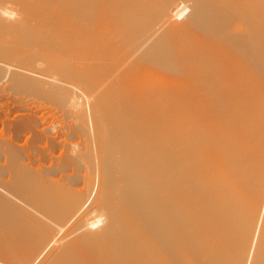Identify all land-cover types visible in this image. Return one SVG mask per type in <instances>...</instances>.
Here are the masks:
<instances>
[{"label": "bare ground", "instance_id": "bare-ground-1", "mask_svg": "<svg viewBox=\"0 0 264 264\" xmlns=\"http://www.w3.org/2000/svg\"><path fill=\"white\" fill-rule=\"evenodd\" d=\"M40 55L46 68L18 83L47 78L73 125L52 167L0 171V264H196L205 247L221 264H264V0H0V74ZM230 109L242 125L228 147L160 132L168 115L184 134ZM237 135L262 140L230 163Z\"/></svg>", "mask_w": 264, "mask_h": 264}, {"label": "rangeland", "instance_id": "rangeland-1", "mask_svg": "<svg viewBox=\"0 0 264 264\" xmlns=\"http://www.w3.org/2000/svg\"><path fill=\"white\" fill-rule=\"evenodd\" d=\"M53 17H57V18L65 20V14H56ZM25 32L26 31H24V33ZM39 33L40 34H38V35H41L43 33L41 36H37L38 38L41 37V40L43 42V40L46 39L43 36H45L46 34L44 32H39ZM22 34H23V32H22ZM42 37H43V39H42ZM50 44H51L50 45L51 48H54V50H55L54 52L57 53L56 59L59 60L58 61L55 58H51L50 61H57L59 63L60 69L62 70V73L65 74V67H66V64H65V58H66L65 57V38L56 37L51 41ZM32 47H34V46H32ZM32 47H31V49L29 47L24 49V47H23V49H24L23 52L27 53L25 50H28V53H29V51L34 50V54L35 53L40 54V51H39L40 48L39 47L37 48L35 46V48H33V49H32ZM48 55H50V54H48ZM48 55H40L35 60L31 59V61H30L31 65L30 64L28 65V67L30 69H28L27 66H25V68L23 67L24 70L21 68L19 70L20 72L22 71L21 75L18 72L17 74L15 73L16 76L13 75L14 77H12L10 79H8V78L5 79L4 76L2 75V73L0 74V77L3 76L2 78H0V159H1L0 160V171L4 168V166L8 169L9 167H15L17 165L28 166L29 164H30L29 166H33V169H35V170L36 169L38 170L42 167L43 168H50V167H52L51 165L53 164L54 160L56 161V160L60 159V157L63 153L62 147H60L58 145H60V143L63 141V139L65 140V138L61 137V136H64V135H67L70 133L73 123H72L71 115L65 116V118L62 117V114H61L62 110H60V107H62V106L65 107V106H68L69 104L67 102H65L68 105H65V104L62 105L61 102L58 101L57 96L55 98L54 96H52L53 94L50 96V93H48V91H44L47 89V85H46V87L44 86L45 83L47 84V82H45V81H48L47 78H46V80H45V78L37 79L36 76H34L35 77L34 80L30 81L28 79L29 82L34 83V85L33 84L29 85L30 86L29 88L21 86L18 83L21 78H22V80L25 79V81H27V79L24 78L25 76H33V70L35 71L36 75L41 74L40 72H38L39 70H38L37 66H40V63L42 61L41 66H43L45 69L46 64L43 63V60L47 59L46 56H48ZM32 58L34 59L35 57H32ZM37 62H39V64ZM34 63H37V64H34ZM36 67H37V69H36ZM26 68L28 69V71H25V70H27ZM27 74H29V75H27ZM22 75H23V77H22ZM9 76H10V73H9ZM38 82H40V83H38ZM42 82H43V84H41ZM56 91H55V94H56ZM51 92L53 93L54 91H51ZM57 93H59V91ZM259 95H257V97H256L258 102L260 100L264 101V93H262V94L260 93ZM250 109H253V108H250ZM230 110L231 111L228 110L227 115H224V117L222 116L223 119H222V117L218 116L219 115L218 113L217 114L214 112H212L210 114L207 113L205 115L206 117L204 116L205 119H201V120H204L203 122L205 124L203 122H202V125L200 124L199 129L197 128L199 131L195 130L193 132V131L188 130V132H190V133L184 132V134H183V131L186 129L185 128L186 123H179L178 120H177L178 122L174 121L175 120L174 117L168 115V119H166V121L170 120L173 123H171L170 121H167L171 124L167 123V126H163L164 128H162V131H160V132H161V134H165V133L167 134L168 133L167 130L169 131V133L167 134L166 141H168V142L171 141L170 144H172V146L174 145V143L176 144V140H180V139L184 140L185 144H187V143L189 144L191 142L196 144L198 142V139H197V137L199 136L198 133L203 134V133L207 132L206 135L207 136L211 135V136L207 137L206 135L203 134L204 136H206L205 138H208V139H210V138L216 139L217 138V139L221 140V141H219V144L217 145V147L219 149L221 147L223 148V146L228 147L229 146L228 140L226 143L224 141L225 140L224 137L227 135L226 132H228L229 129L233 126H237L238 124L242 125V124H240V123H242V119L240 117L241 116L240 113L242 112V110L241 109L239 111H238V109H236V110L230 109ZM237 111H238V113H237ZM172 113H174V112H172ZM172 113H170V114H172ZM230 114L232 116H230ZM237 114H240V115H237ZM170 117H172V118H170ZM171 119H174V120H171ZM224 120H226V121L224 122ZM164 121L165 120L162 121L163 122L162 125H166L165 124L166 122L164 123ZM153 122L155 124H157V121L156 122L153 121ZM154 123H152V124L154 125ZM220 123H221V125H220ZM181 124H183L184 127ZM162 125L159 121L157 124V127L159 130H160V127ZM180 126H181V129H183L182 131L180 129ZM203 126L205 129L202 128ZM172 129H173V131H172ZM163 130L166 132H163ZM211 132H213V133H211ZM170 133H172V135L170 136L171 140L168 139V135H170ZM176 133L179 135V137L177 136ZM194 133L196 136L193 135ZM186 134H188V135H186ZM180 135L182 138L180 137ZM183 135H185V138L183 137ZM187 136H189V138ZM174 137H176L178 139H176ZM193 138H195V139H193ZM172 140L174 141V143L172 142ZM196 140H197V142H196ZM235 140L237 141V144L240 145L239 146L236 144V146L240 147L239 150L241 151V153H237L236 155L232 156L230 163L232 161L236 162L239 159L244 158V157L252 159L253 156L249 155L250 152L248 151V149H251V148H254V146H257V143H260V141L262 139H260V138H258L256 140L254 139L255 142L251 141L252 143L249 142V144H248V142H246V140L242 139L241 136L237 135V136H235ZM81 143L82 142L77 138L72 140L70 142V146L73 147V148H71L72 152H73V150L79 149L81 146ZM193 143L191 145L189 144L190 145L189 147H192L191 150L192 149L196 150L193 147V146H195V145H193ZM55 144L57 145V148H56ZM245 144H247V145H245ZM243 145H245V146L243 147ZM245 147H247V148H245ZM194 150L192 151V153L194 152ZM179 151H177L176 155L180 154ZM247 151H248V153H247ZM72 152H70V153H72ZM77 152L78 151H76L75 153H77ZM188 152L190 153V151H187V153ZM197 152H198V150L195 151L194 153H197ZM183 153L184 152H182V154H180V155L182 156ZM185 153H184V155H185ZM187 153H186L185 157L188 156ZM189 156H192V155L189 154ZM17 157H19V158H17ZM254 157H256L255 159L253 158V161L255 160V162H253L254 164H264V158H262L261 154H256ZM180 158H179V160H180ZM10 160L13 161V163H11ZM177 166H176L177 170H179V168L182 166H183V168H185V166L183 164L179 165L180 167L179 166L177 167ZM212 174H214V173L212 172V173L207 174L206 172H204V173L195 172L194 175H197L199 177H202V176L208 177L207 175H212ZM232 175L235 176L236 174L233 173ZM201 185L202 186L205 185L204 188H206V189L210 188L207 180L206 181L203 180L201 182ZM206 238H207L205 240L206 244L212 242L213 238H210V237L208 238L207 236H206ZM205 242H204V245L206 246ZM213 243H217V242L214 241ZM205 249L206 250L204 253L196 254L197 255L196 264H221L222 259L220 258L218 253L213 252L210 256V251H208V249L206 247H205ZM248 264H251V263H248Z\"/></svg>", "mask_w": 264, "mask_h": 264}]
</instances>
